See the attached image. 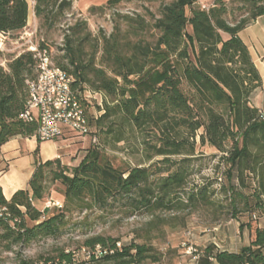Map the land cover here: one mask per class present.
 I'll return each mask as SVG.
<instances>
[{
    "label": "trees",
    "instance_id": "16d2710c",
    "mask_svg": "<svg viewBox=\"0 0 264 264\" xmlns=\"http://www.w3.org/2000/svg\"><path fill=\"white\" fill-rule=\"evenodd\" d=\"M125 1L108 0L107 6ZM71 4V0H35L34 15L42 27L51 29L65 18ZM262 16L264 0H214L208 10L196 0H171L152 18V43L140 39L147 24L138 16H121L127 29L122 33L118 25L108 37L91 38L85 22L68 27L63 35L64 55L55 65L71 77L88 125L98 130L99 144L85 149L75 167L59 159L38 165L28 190L16 191L9 200L0 186V208L8 212L0 218V229L11 233L14 229L15 241L27 242L58 235L66 226L69 206L83 212L117 204L119 214L127 218H153L159 212L183 211L197 204L212 206L211 197L217 193L210 190L212 184L193 185L185 191L191 165L198 159L196 150L204 147L220 155L224 182L219 193L227 203L221 209L229 219L246 213L264 215V111L251 104L261 79L239 37ZM27 19L26 0H0V33L21 31ZM127 35L137 40L128 41ZM86 42L88 52L82 48ZM38 50L50 56L44 44ZM36 65L35 53L28 51L9 62L6 70L0 67V148L17 136L35 137L37 120L26 122L21 115L29 98L26 81L35 79ZM89 91L100 95L94 100L102 114L89 112L94 107ZM67 133L83 138L92 134L90 130ZM135 134L144 136L145 160L114 165L107 147L115 149ZM155 157L161 160L150 163ZM46 172L62 187L64 206L41 213L33 200L42 198ZM182 194L185 202L180 199ZM244 225L252 236L248 246L229 253L208 245L201 264L211 260L216 264H264V230L256 220ZM117 243L99 236L86 240L87 248L99 245L112 251L91 264L161 261L151 245L117 247ZM71 259L70 252L59 250L46 264H69Z\"/></svg>",
    "mask_w": 264,
    "mask_h": 264
},
{
    "label": "rangeland",
    "instance_id": "374dc122",
    "mask_svg": "<svg viewBox=\"0 0 264 264\" xmlns=\"http://www.w3.org/2000/svg\"><path fill=\"white\" fill-rule=\"evenodd\" d=\"M107 1L71 0V9L65 18L60 24L48 29L42 27L34 15L35 0H26L28 19L25 28L19 32L0 35V67L6 70L9 62L28 52L30 45L38 48L41 44L48 47L50 58L56 64L64 55L63 35L68 27L77 22L86 23L91 38L102 35L108 37L118 25L122 33L127 29L121 16L133 19L138 16L147 24L146 31L141 34L140 39L152 43L155 36L151 29L152 18L157 16L161 6L171 0H127L115 7H108ZM125 38L131 42L137 40L131 35ZM82 48L84 52H88L89 43H84ZM100 56L101 51L96 58L97 65ZM90 101L94 107H88L89 112L102 114V107L95 105L94 98ZM89 130L92 134L85 137L86 148L91 144H99L100 141L94 124L89 123ZM143 137L135 134L127 138L126 142L119 143L115 149L107 147L109 159L116 166L136 164L145 160L146 146L142 144ZM151 140L149 143L155 144V141ZM147 151L151 152L148 149ZM83 153L80 144L73 145L68 151L58 139L52 141H39L36 137L11 139L0 149V169L8 168L0 177L4 196L9 199L15 191L28 190L29 181L38 165L60 159L63 164L75 167L83 158ZM196 156L198 159L191 165L192 176L185 191L187 192L193 185L202 187L212 184L210 190L217 192L211 197L212 206L200 208L197 204L195 208L183 211L159 212L153 218L145 216L127 218L119 214L117 204L112 208L103 210L94 208L83 212L73 210V207L69 206L71 210L66 214V226L54 237H37L27 242H19L15 241L14 229L13 233L0 229V264H46L48 259L57 256L59 250H64L65 253L80 252L85 247L86 240L98 236L116 239L120 246L146 243L160 254L161 261L157 264H173L174 256L169 253V248L172 244H180L182 241L178 240L182 235L191 237L200 226H210L216 220L225 222L229 219L226 210L221 209L227 203L224 196L219 193L220 184L224 182L221 177L224 167L220 163V155L204 147L197 148ZM159 160L161 157H155L150 163ZM43 185L42 198L33 200V206L41 213L52 210L46 208L49 201L60 202L64 206L63 189L47 172ZM180 199L185 202L186 196L182 194ZM213 209L216 210L214 214ZM179 247L181 248L180 245Z\"/></svg>",
    "mask_w": 264,
    "mask_h": 264
},
{
    "label": "built area",
    "instance_id": "2783aa9c",
    "mask_svg": "<svg viewBox=\"0 0 264 264\" xmlns=\"http://www.w3.org/2000/svg\"><path fill=\"white\" fill-rule=\"evenodd\" d=\"M211 6L202 5V9L208 10ZM0 35H7V33H0ZM28 51L35 53L36 77L26 81L29 98L21 119L26 122L37 120L35 137L39 141L56 140L65 130L77 134H87L89 125L85 108L78 93L72 88L71 77L52 62L47 51L38 50L32 45L28 47ZM89 94L92 95V98L100 96L90 91ZM262 116L264 117V113ZM218 180L221 181V179ZM46 208L60 210L63 206L60 202L49 201ZM5 216H8L6 208H0V218ZM253 219H256L255 215H253ZM117 247H120L119 243H117ZM70 253L72 259L69 264H91L103 256L111 254L112 251L96 245L93 248L84 247L80 252Z\"/></svg>",
    "mask_w": 264,
    "mask_h": 264
},
{
    "label": "crops",
    "instance_id": "0c3cea01",
    "mask_svg": "<svg viewBox=\"0 0 264 264\" xmlns=\"http://www.w3.org/2000/svg\"><path fill=\"white\" fill-rule=\"evenodd\" d=\"M196 1L199 5L211 6L213 5L214 0ZM239 37L247 47L251 60L256 67L261 79V87L254 90L251 95V104L260 111H264V16L257 18L245 29H243L239 33ZM64 132V135L58 138V141L63 144L64 148L70 151L73 145L80 144L81 149L85 153V149H87L84 146L85 138L72 137L73 135L68 134L66 130ZM14 138L27 139L21 138L19 136ZM63 165L73 167L67 164ZM7 171V167L1 168L0 177L3 176ZM5 199L9 200L6 197ZM253 215L256 216L255 220L257 227L264 230V215L260 216L258 213H246L237 219L231 218L225 222L216 220L210 226H200L191 237H187L185 234L184 236L182 235L178 240L182 242L180 244L177 243V245L172 244L169 248V253L174 256L173 264H201L202 252L208 245H214L219 251L238 253L241 248L248 246L252 241L251 231L244 224L254 220ZM242 225L243 227H241ZM143 264L154 263L145 262ZM210 264L216 263L211 260Z\"/></svg>",
    "mask_w": 264,
    "mask_h": 264
}]
</instances>
